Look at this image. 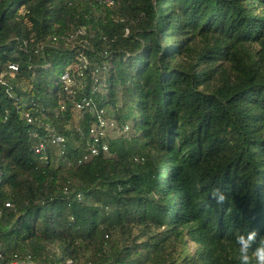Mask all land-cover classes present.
Wrapping results in <instances>:
<instances>
[{
    "label": "trees",
    "instance_id": "1",
    "mask_svg": "<svg viewBox=\"0 0 264 264\" xmlns=\"http://www.w3.org/2000/svg\"><path fill=\"white\" fill-rule=\"evenodd\" d=\"M80 52L105 86L92 90L89 68L79 94L133 132L78 163L94 117L75 112L59 76ZM4 71L6 261L240 264L236 237H264V0H0Z\"/></svg>",
    "mask_w": 264,
    "mask_h": 264
},
{
    "label": "built area",
    "instance_id": "2",
    "mask_svg": "<svg viewBox=\"0 0 264 264\" xmlns=\"http://www.w3.org/2000/svg\"><path fill=\"white\" fill-rule=\"evenodd\" d=\"M102 1L108 3L115 2V0ZM82 34H85L84 27L70 33L69 37L74 39L78 35ZM89 68L92 70V77L94 79V82L91 84L92 90H96L98 88V84L105 86L103 82H99L97 76L101 71V67L98 65L93 66L92 61L84 52H80L78 54L75 62L66 64L59 76L61 89L64 95L72 102L75 112L79 114L89 112L94 117L93 124L89 131L91 135V142L89 143L87 150L81 155V157L78 158V163L89 161L98 155H111L110 140L120 136H126L121 134L116 136L114 134L119 132L127 133L128 130H130V123L127 122L120 124L115 118L107 116L106 110L99 107L92 96L88 94H79V92H81L86 86L87 69ZM9 69L13 72L18 70V66L16 64H9ZM6 74L7 72L5 71L0 74V83L3 84L6 82L4 79ZM64 106L65 105L61 102L60 108L63 109ZM23 114L29 123H35L38 121V117L30 113V111H25ZM42 123L43 122L41 121L40 124ZM49 135L51 144L58 147L59 153H65L67 138L64 135L53 132L52 129H50ZM35 149L37 153L45 151V140H40ZM6 204L8 206L10 205V203ZM14 256V259L6 261L4 247L0 242V264H38L32 259L30 254H15ZM68 262L71 261L68 260Z\"/></svg>",
    "mask_w": 264,
    "mask_h": 264
},
{
    "label": "clouds",
    "instance_id": "3",
    "mask_svg": "<svg viewBox=\"0 0 264 264\" xmlns=\"http://www.w3.org/2000/svg\"><path fill=\"white\" fill-rule=\"evenodd\" d=\"M210 198L217 205H223L228 197L220 188L212 189ZM257 231L252 230L247 235H238L236 243L239 245L240 264H264V237L257 242Z\"/></svg>",
    "mask_w": 264,
    "mask_h": 264
},
{
    "label": "rangeland",
    "instance_id": "4",
    "mask_svg": "<svg viewBox=\"0 0 264 264\" xmlns=\"http://www.w3.org/2000/svg\"><path fill=\"white\" fill-rule=\"evenodd\" d=\"M59 70V69H58ZM58 70H56V73L58 72ZM132 132H133V130L131 129V126H130V130H128V132L127 133H122V132H119V133H115L114 135H126V136H129V135H131L132 134ZM191 248H192V245H191Z\"/></svg>",
    "mask_w": 264,
    "mask_h": 264
}]
</instances>
